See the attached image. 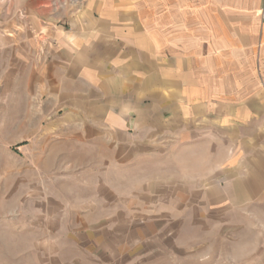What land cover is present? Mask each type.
Listing matches in <instances>:
<instances>
[{"label": "rangeland", "instance_id": "rangeland-1", "mask_svg": "<svg viewBox=\"0 0 264 264\" xmlns=\"http://www.w3.org/2000/svg\"><path fill=\"white\" fill-rule=\"evenodd\" d=\"M65 1L0 0V42ZM3 47L0 264H264V188L238 181L250 174L207 175L215 158L172 147L115 172L90 116H65L22 64L9 73Z\"/></svg>", "mask_w": 264, "mask_h": 264}, {"label": "crops", "instance_id": "crops-1", "mask_svg": "<svg viewBox=\"0 0 264 264\" xmlns=\"http://www.w3.org/2000/svg\"><path fill=\"white\" fill-rule=\"evenodd\" d=\"M60 6L35 9L37 33L7 37L0 52L5 46L9 73L22 64L65 116H90L109 152L105 166L117 172L188 148L205 151L207 165L215 158L207 175L229 177L235 165L250 174L241 188H264V0Z\"/></svg>", "mask_w": 264, "mask_h": 264}]
</instances>
